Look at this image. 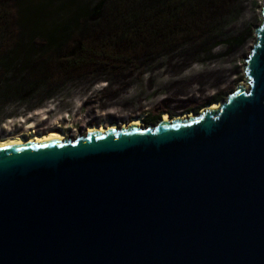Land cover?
<instances>
[{
  "label": "water",
  "instance_id": "95a60500",
  "mask_svg": "<svg viewBox=\"0 0 264 264\" xmlns=\"http://www.w3.org/2000/svg\"><path fill=\"white\" fill-rule=\"evenodd\" d=\"M261 13L218 108L0 147V264H264Z\"/></svg>",
  "mask_w": 264,
  "mask_h": 264
},
{
  "label": "rangeland",
  "instance_id": "374dc122",
  "mask_svg": "<svg viewBox=\"0 0 264 264\" xmlns=\"http://www.w3.org/2000/svg\"><path fill=\"white\" fill-rule=\"evenodd\" d=\"M261 3L233 0L218 16V28L204 27L195 40L172 50L151 46L140 58L129 55V60L83 67L67 77L57 75L39 81L43 86L33 95L4 98L5 88L0 87V141L17 136L28 140L52 131L76 138L88 126L128 124L133 118L146 126L144 120L149 116L160 113L162 119L164 112L172 118L189 116L213 102L220 103L245 82L243 60L255 41L254 29L262 20ZM78 6L54 14L46 21V29L57 24L54 19ZM215 30H220L217 37ZM35 75L45 78L38 69L31 71L25 77V90L31 88L30 77ZM20 81L6 79L4 83L14 88Z\"/></svg>",
  "mask_w": 264,
  "mask_h": 264
},
{
  "label": "trees",
  "instance_id": "16d2710c",
  "mask_svg": "<svg viewBox=\"0 0 264 264\" xmlns=\"http://www.w3.org/2000/svg\"><path fill=\"white\" fill-rule=\"evenodd\" d=\"M231 1L0 0V87L5 88L2 95H29L43 86L39 81H49L57 75L67 77L83 67L129 60V55L140 58L151 46L172 50L195 40L204 27L217 29L218 16ZM77 5L73 12L54 19L57 24L53 28L46 29V21L54 14ZM220 30H215V37ZM35 69L45 78L30 77L31 88L25 90L26 74ZM6 79L21 81L11 88L4 83ZM160 119L159 113L149 116L147 122L155 125ZM53 132L57 131L50 133ZM18 137L21 136L9 139Z\"/></svg>",
  "mask_w": 264,
  "mask_h": 264
},
{
  "label": "bare ground",
  "instance_id": "6f19581e",
  "mask_svg": "<svg viewBox=\"0 0 264 264\" xmlns=\"http://www.w3.org/2000/svg\"><path fill=\"white\" fill-rule=\"evenodd\" d=\"M241 83H243V82H241ZM218 106H219V103H216V104H212L210 107L212 108V107H214V108H218ZM205 109V108H204ZM203 109V110H204ZM202 110V111H203ZM201 111V112H202ZM164 116H163V118L162 119H164V120H169V119H171L172 117H170L169 116V114H167V112H165L164 114H163ZM193 114H190L189 116L188 115H186V116H183V115H177V116H175L174 118H177V119H180V118H182V120L183 119H186V118H189V117H191ZM128 125H135V126H138V125H141V123H140V119H136V118H134V120H132L130 123H128V124H122L121 126L120 125H118V124H111V125H109V126H107V127H105L104 125H102V126H91L90 128H88L87 130H86V132L88 131V132H94V131H96V130H101V131H105V130H107V129H115V128H118V127H122V126H128ZM66 136L65 135H63V134H61V133H57V132H53V133H49V134H47V135H44V136H41V135H36V136H33V137H31V138H29L28 140H26V139H24L23 137H18V138H15V139H12V140H10V139H8V140H5V141H3V142H0V147H4V146H8V145H15V144H19V143H23V142H44V141H49V140H52V139H60V140H62V139H64Z\"/></svg>",
  "mask_w": 264,
  "mask_h": 264
},
{
  "label": "flooded vegetation",
  "instance_id": "af4514ba",
  "mask_svg": "<svg viewBox=\"0 0 264 264\" xmlns=\"http://www.w3.org/2000/svg\"><path fill=\"white\" fill-rule=\"evenodd\" d=\"M154 116H156V115H154ZM148 119H149V117H148ZM148 119H145V120H144V122L146 123V126L149 125V124L153 125L152 123H148V122H147ZM157 122H158V121H157ZM155 124H156V123H155Z\"/></svg>",
  "mask_w": 264,
  "mask_h": 264
}]
</instances>
